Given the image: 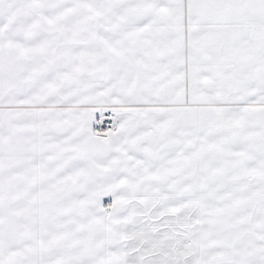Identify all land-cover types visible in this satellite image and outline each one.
I'll return each mask as SVG.
<instances>
[{
  "label": "snow or ice",
  "instance_id": "6c2138e0",
  "mask_svg": "<svg viewBox=\"0 0 264 264\" xmlns=\"http://www.w3.org/2000/svg\"><path fill=\"white\" fill-rule=\"evenodd\" d=\"M0 264H264V0H0Z\"/></svg>",
  "mask_w": 264,
  "mask_h": 264
}]
</instances>
